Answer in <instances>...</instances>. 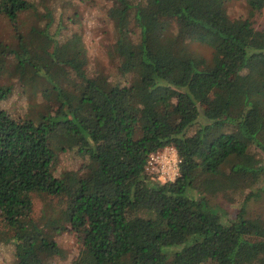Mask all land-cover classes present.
Here are the masks:
<instances>
[{"label": "trees", "instance_id": "1", "mask_svg": "<svg viewBox=\"0 0 264 264\" xmlns=\"http://www.w3.org/2000/svg\"><path fill=\"white\" fill-rule=\"evenodd\" d=\"M0 0V264H264V0L232 17L226 0ZM111 25L108 62L91 64L80 4ZM205 45L199 56L192 42ZM172 98L171 114L163 112ZM206 102V105L204 104ZM173 147L178 173L160 182L151 154ZM67 152L75 169L60 167ZM63 209L27 219L35 194ZM210 198L235 208L229 216Z\"/></svg>", "mask_w": 264, "mask_h": 264}, {"label": "rangeland", "instance_id": "2", "mask_svg": "<svg viewBox=\"0 0 264 264\" xmlns=\"http://www.w3.org/2000/svg\"><path fill=\"white\" fill-rule=\"evenodd\" d=\"M77 3L79 0H75ZM69 2L73 6L74 0H65L66 4ZM63 5L62 0L57 2L54 6V12L60 10ZM74 7V6H73ZM76 7V6H75ZM74 7V8H75ZM79 15H81L80 29L83 34V38L87 45V52L90 58L91 64H95L97 60L101 61L105 68L111 69V65L108 62L107 51L111 43V25L106 20L103 10L90 3L80 4ZM225 7L232 17L244 16L247 11L245 0H226ZM257 26H264V11L262 16L257 21ZM12 34L11 27L7 24L4 17L0 16V37L2 39L9 38ZM192 49L202 58L207 56V47L198 42L191 43ZM31 103L29 96L19 95L17 93L12 94L7 100H5L0 106H4L12 113L16 115L20 113L28 112V106ZM206 105V102L204 103ZM28 109V110H27ZM174 109V101L172 98L167 99L165 106L162 108L163 112L171 114ZM176 151V150H175ZM177 154V153H176ZM173 158L170 152L167 155L158 156L154 165L149 166V171L156 174V180L163 182L167 180H173L176 176L174 173L168 171L167 162L168 159ZM79 159L72 154L64 152L60 156V167L63 169H75L78 167ZM172 165V164H171ZM165 166V167H164ZM211 203L220 206L229 216L234 215L235 208L230 207L229 204H225L221 198H210ZM65 200L60 196H52L45 193H39L34 195L33 209L27 216V219H34L40 226L43 225L44 213L54 209H63ZM255 214H261L264 217V197L254 199L246 204V215L252 216ZM6 232L3 216L0 213V232ZM57 241L61 247V253L55 256L53 264H69V260L74 255L78 244H76L73 236L65 229L58 235ZM10 247L0 243V262L9 258Z\"/></svg>", "mask_w": 264, "mask_h": 264}, {"label": "built area", "instance_id": "3", "mask_svg": "<svg viewBox=\"0 0 264 264\" xmlns=\"http://www.w3.org/2000/svg\"><path fill=\"white\" fill-rule=\"evenodd\" d=\"M168 152H170L173 156L172 160L170 158L168 159V162H167L168 171L169 172L172 171V173H174V176H176L178 173V158H177L176 151L173 147L168 146L154 154H151L150 159L148 161L147 168L149 169L150 165H154L155 161L158 159V156L167 155Z\"/></svg>", "mask_w": 264, "mask_h": 264}]
</instances>
